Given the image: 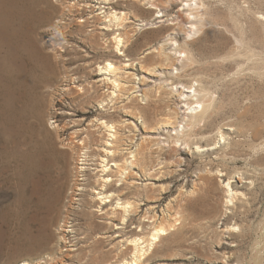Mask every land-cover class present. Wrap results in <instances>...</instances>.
<instances>
[{
  "label": "rangeland",
  "instance_id": "obj_1",
  "mask_svg": "<svg viewBox=\"0 0 264 264\" xmlns=\"http://www.w3.org/2000/svg\"><path fill=\"white\" fill-rule=\"evenodd\" d=\"M0 264H264V0H0Z\"/></svg>",
  "mask_w": 264,
  "mask_h": 264
},
{
  "label": "bare ground",
  "instance_id": "obj_2",
  "mask_svg": "<svg viewBox=\"0 0 264 264\" xmlns=\"http://www.w3.org/2000/svg\"><path fill=\"white\" fill-rule=\"evenodd\" d=\"M117 39H118V38H117ZM120 41H121V40L118 39V40H117V43H120ZM239 42H240V41H239ZM107 68H108V70H111V69H112L111 63H108ZM194 91H196V90L194 89ZM207 94H208V93H207ZM207 96H208V95H207ZM207 98H208V97H207ZM210 100H211V98H210L209 100H208V99L205 100V98H203V97H199V98H197L195 101H193L194 103H196L195 106H193V107L190 106L191 103H193V102L189 103L188 106H189L190 109H193V108H197L198 106H200V105L203 104V106H204L203 108H206V107L208 106L207 101L210 103ZM211 101H212V100H211ZM204 111H205V110H204ZM203 113H204V112L202 111L200 114L194 115V114H195V113H194L192 116L190 115L191 118H192V121L198 119L200 116H202ZM189 120H191V119H189ZM190 122H191V121H190ZM191 123H192V122H191ZM230 198H231V197H230ZM229 201H231V199H230V200H229V199L226 200V203L229 202ZM156 230H157V231H160V230H164V229H163V227H158V228H156ZM154 235H155V234H154ZM35 236H37V235H35ZM132 241L134 242L135 240H132Z\"/></svg>",
  "mask_w": 264,
  "mask_h": 264
}]
</instances>
